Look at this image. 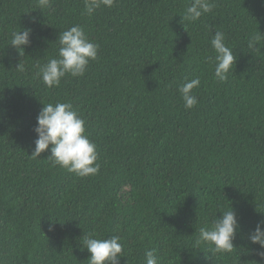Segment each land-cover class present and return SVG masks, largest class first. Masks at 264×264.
Masks as SVG:
<instances>
[{
    "label": "trees",
    "instance_id": "obj_1",
    "mask_svg": "<svg viewBox=\"0 0 264 264\" xmlns=\"http://www.w3.org/2000/svg\"><path fill=\"white\" fill-rule=\"evenodd\" d=\"M211 2L187 22L192 0H114L91 15L85 0H0V264H89V236L121 237L120 264H145L153 249L159 264L260 259L247 236L264 220V39L247 44L264 34V0ZM76 25L97 59L48 87L39 68ZM22 29L32 31L20 55L10 41ZM216 31L236 58L225 81L214 76ZM195 78L198 102L185 109L178 89ZM56 102L85 121L97 174L76 176L47 150L31 155L36 116ZM231 206L242 228L233 250L197 244Z\"/></svg>",
    "mask_w": 264,
    "mask_h": 264
},
{
    "label": "clouds",
    "instance_id": "obj_2",
    "mask_svg": "<svg viewBox=\"0 0 264 264\" xmlns=\"http://www.w3.org/2000/svg\"><path fill=\"white\" fill-rule=\"evenodd\" d=\"M114 0H85L86 14L91 15L101 6L111 7ZM41 8L50 7V0H39ZM211 0H192L181 17L187 22H195L202 15L210 13L214 8ZM31 29L14 31L11 35L10 45L15 47L20 55L24 53L25 46L31 43ZM264 34H256L249 38L247 47H257ZM59 44L57 58L50 59L40 66L37 73L48 87L58 86L61 78L66 75L72 77L83 76L90 61L96 60L99 45L88 40L83 29L76 25L58 34ZM214 49L215 67L214 76L219 81H225L236 58L233 51L225 44V35L216 31L210 41ZM17 70L23 71V65L19 63ZM200 85L199 78L186 81L179 87V92L184 101L185 109H191L197 104V99L192 95V90ZM3 98L0 97V100ZM43 104V103H42ZM36 135L34 141L33 157H40L46 150L49 151V159L55 165L74 173L79 177L95 175L99 171L97 146L86 134L85 121L74 110L69 102H56L43 104L36 116V125L33 128ZM51 146V147H50ZM55 223L49 225V231L54 230ZM242 231L240 218L237 211L231 206L220 212L208 228L199 229L197 244L204 243L212 249L213 253L231 252L234 248V240L238 232ZM250 244L258 245L255 254L260 259L255 264H264V220L256 223L247 236ZM121 237L109 238L86 237L82 249L90 254L89 264H120L123 255ZM145 264H159L155 249L145 252Z\"/></svg>",
    "mask_w": 264,
    "mask_h": 264
}]
</instances>
